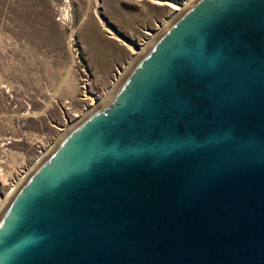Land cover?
<instances>
[{
	"label": "water",
	"instance_id": "95a60500",
	"mask_svg": "<svg viewBox=\"0 0 264 264\" xmlns=\"http://www.w3.org/2000/svg\"><path fill=\"white\" fill-rule=\"evenodd\" d=\"M0 264H264V0H192L0 215Z\"/></svg>",
	"mask_w": 264,
	"mask_h": 264
},
{
	"label": "rangeland",
	"instance_id": "374dc122",
	"mask_svg": "<svg viewBox=\"0 0 264 264\" xmlns=\"http://www.w3.org/2000/svg\"><path fill=\"white\" fill-rule=\"evenodd\" d=\"M158 2L0 0V211L168 24Z\"/></svg>",
	"mask_w": 264,
	"mask_h": 264
},
{
	"label": "bare ground",
	"instance_id": "6f19581e",
	"mask_svg": "<svg viewBox=\"0 0 264 264\" xmlns=\"http://www.w3.org/2000/svg\"><path fill=\"white\" fill-rule=\"evenodd\" d=\"M192 0H188L184 5L183 7L177 5L173 0H163V2H158L159 4H162V5H167L169 6L171 9H173L172 11V15H171V18L170 20H172L178 13H182L187 7H188V4H190ZM160 34V33H158ZM157 34V36H158ZM7 204V203H6ZM4 203H1L0 204V209H1V206H3ZM6 207V205H5ZM4 207V209H5ZM3 209V210H4ZM3 213V211H0V215Z\"/></svg>",
	"mask_w": 264,
	"mask_h": 264
}]
</instances>
